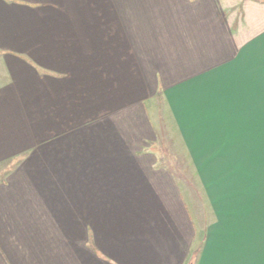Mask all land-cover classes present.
<instances>
[{"label": "crops", "instance_id": "1", "mask_svg": "<svg viewBox=\"0 0 264 264\" xmlns=\"http://www.w3.org/2000/svg\"><path fill=\"white\" fill-rule=\"evenodd\" d=\"M0 264H264V0H0Z\"/></svg>", "mask_w": 264, "mask_h": 264}, {"label": "rangeland", "instance_id": "2", "mask_svg": "<svg viewBox=\"0 0 264 264\" xmlns=\"http://www.w3.org/2000/svg\"><path fill=\"white\" fill-rule=\"evenodd\" d=\"M151 113V115H152V113L153 112H150ZM163 113V117L166 115V113H165V111H163L162 112ZM152 117H154V115H152ZM167 127V126H166ZM171 127V126H170ZM167 130H168V132H169V135H171V137H174L175 136V131H173V129L172 128H167ZM174 132V133H173ZM167 143H166V145H167V149H170V144H169V142L168 141H166ZM171 147L175 150V151H179L181 154H183L184 155V149L181 147V145H180V143L178 142H172L171 143ZM181 161V166L182 167H186L187 165H190L189 164V161L188 160H186L185 158H183V159H181L180 160ZM182 177H183V179L184 178H187V177H189V175H182ZM204 194V192L202 191V190H199V191H197V192H195L194 193V198L196 199V197H197V202H198V208H197V210H198V213H201L202 212V210L204 211V209H202V207H201V200L203 199V198H200V196H204L203 195ZM193 196V195H192ZM193 197H191L190 198V205H189V209H191V212L192 213H195V204L193 205L192 204V202L195 200ZM194 203H195V201H194ZM197 204V203H196ZM197 207V206H196ZM196 214V213H195Z\"/></svg>", "mask_w": 264, "mask_h": 264}]
</instances>
